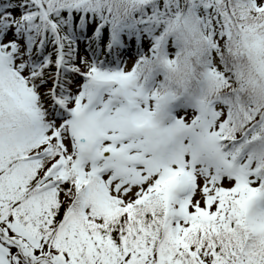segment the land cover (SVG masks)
<instances>
[{"label":"snow or ice","instance_id":"snow-or-ice-1","mask_svg":"<svg viewBox=\"0 0 264 264\" xmlns=\"http://www.w3.org/2000/svg\"><path fill=\"white\" fill-rule=\"evenodd\" d=\"M0 264H264V0H0Z\"/></svg>","mask_w":264,"mask_h":264}]
</instances>
